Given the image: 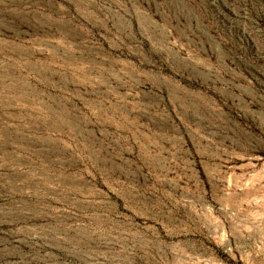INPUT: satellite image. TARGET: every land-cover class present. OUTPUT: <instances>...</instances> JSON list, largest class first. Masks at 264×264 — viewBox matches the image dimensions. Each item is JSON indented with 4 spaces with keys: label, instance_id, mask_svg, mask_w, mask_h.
Listing matches in <instances>:
<instances>
[{
    "label": "rangeland",
    "instance_id": "rangeland-1",
    "mask_svg": "<svg viewBox=\"0 0 264 264\" xmlns=\"http://www.w3.org/2000/svg\"><path fill=\"white\" fill-rule=\"evenodd\" d=\"M0 264H264V0H0Z\"/></svg>",
    "mask_w": 264,
    "mask_h": 264
}]
</instances>
